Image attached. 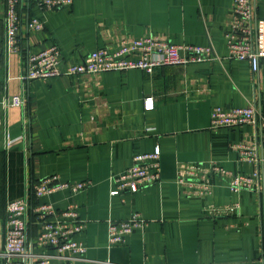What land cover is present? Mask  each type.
<instances>
[{
  "label": "crops",
  "instance_id": "obj_1",
  "mask_svg": "<svg viewBox=\"0 0 264 264\" xmlns=\"http://www.w3.org/2000/svg\"><path fill=\"white\" fill-rule=\"evenodd\" d=\"M4 0H0L1 4ZM234 0H74L60 10L26 3L17 53L5 52L0 27V190L8 200L76 204L86 229L75 237L87 247L74 264H264V165L242 162L235 145L264 144V59L258 73L229 58L225 32ZM256 18L264 20V0ZM37 17L45 29L30 32ZM154 35L176 45L210 47L215 60L187 66L107 72L97 76L22 81L26 59L53 45L62 67L123 40ZM14 95L23 107H9ZM153 101L148 108L147 100ZM261 111L257 126L211 128L213 109ZM161 149V176L136 193L111 196L112 178L138 154ZM216 163L236 174L261 171L262 192H231L227 180L208 177L212 195H190L178 182L183 166ZM50 176L91 182L78 194L58 190L36 199L33 184ZM198 182L206 180L196 177ZM238 208L210 217L206 208ZM134 214L146 221L121 243L109 242V221ZM2 227V223L0 222ZM34 240L40 227L30 226ZM58 262V260H54ZM62 261V260H59Z\"/></svg>",
  "mask_w": 264,
  "mask_h": 264
},
{
  "label": "built area",
  "instance_id": "obj_2",
  "mask_svg": "<svg viewBox=\"0 0 264 264\" xmlns=\"http://www.w3.org/2000/svg\"><path fill=\"white\" fill-rule=\"evenodd\" d=\"M74 0H4L1 20L5 29V52L17 53L22 37L24 5L33 4L43 10H60L72 6ZM257 0H234L229 17V29L225 32L229 58L248 61L252 71L259 72L264 59V20L256 16ZM1 22V21H0ZM30 32L43 31L44 22L37 17L27 22ZM210 47L190 44L176 45L158 36L148 35L132 40H123L117 49L100 48L88 54L81 62L62 67V53L58 45H53L38 53L30 54L26 59V72L22 81L47 80L53 77L97 76L107 72H125L142 70L152 74L157 68L168 66H187L190 64L214 61ZM22 95H14L7 102L9 107H23ZM148 108L153 101L147 100ZM261 111L257 105L245 108L223 109L216 107L211 115V128H234L244 125L257 126ZM242 162L254 163L260 168L264 165V144L254 141L251 144L235 145ZM161 149L138 154L133 165L124 174L113 177L111 196L123 191L136 193L160 180ZM203 176L198 182L196 177ZM218 176L227 180L233 193L244 190L262 192L261 171L252 174H236L216 163L210 165L183 166L178 175V184L190 195H212L213 186L208 177ZM91 186V182L70 183L58 176H50L33 186L36 199L58 190H70L78 194ZM237 204L228 208H206L208 216L218 217L235 212ZM35 217L40 227L34 240L29 234V220ZM146 221L134 214L124 221H109V242L121 243L134 228L145 226ZM86 222L78 213V206L70 204L64 211H57L52 204L32 205L28 198L10 200L6 208V220L0 233V264H74L84 256L87 247L75 239L86 229ZM58 260V262L54 261ZM62 260V261H59Z\"/></svg>",
  "mask_w": 264,
  "mask_h": 264
},
{
  "label": "trees",
  "instance_id": "obj_3",
  "mask_svg": "<svg viewBox=\"0 0 264 264\" xmlns=\"http://www.w3.org/2000/svg\"><path fill=\"white\" fill-rule=\"evenodd\" d=\"M2 5H1V9H0V17L2 16ZM1 23H2V20L0 22V27H1ZM0 59H1V54H0ZM40 182V181H39ZM38 183V182H36ZM34 182L33 186L36 184ZM87 190V189H86ZM85 191V190H84ZM32 192H33V189H32ZM83 192V191H82ZM80 193V192H79ZM33 197L34 196V193H33ZM15 200V199H14ZM10 200L6 199L2 193H1V190H0V222L2 224H4L5 220H6V208H7V203L9 202ZM32 205H36L34 204V202L32 203ZM61 212V211H60ZM78 213H79V208H78ZM31 224H33L35 227H37V225L35 224V217H32L30 218L29 220V228L31 226ZM29 234H30V229H29ZM37 235V234H36Z\"/></svg>",
  "mask_w": 264,
  "mask_h": 264
},
{
  "label": "water",
  "instance_id": "obj_4",
  "mask_svg": "<svg viewBox=\"0 0 264 264\" xmlns=\"http://www.w3.org/2000/svg\"><path fill=\"white\" fill-rule=\"evenodd\" d=\"M0 21H1V17H0ZM0 233H1V225H0Z\"/></svg>",
  "mask_w": 264,
  "mask_h": 264
}]
</instances>
